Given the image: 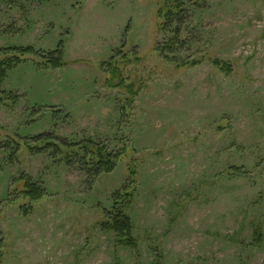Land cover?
Segmentation results:
<instances>
[{"label": "rangeland", "instance_id": "374dc122", "mask_svg": "<svg viewBox=\"0 0 264 264\" xmlns=\"http://www.w3.org/2000/svg\"><path fill=\"white\" fill-rule=\"evenodd\" d=\"M158 1L0 0L1 50L62 42L66 63L35 57L0 90V264H264V0H186L184 48L163 56ZM109 63L127 87L110 88ZM40 134L120 163L91 177L55 151L5 161V142ZM21 177L46 196L25 198ZM118 206L131 247L107 227Z\"/></svg>", "mask_w": 264, "mask_h": 264}, {"label": "trees", "instance_id": "16d2710c", "mask_svg": "<svg viewBox=\"0 0 264 264\" xmlns=\"http://www.w3.org/2000/svg\"><path fill=\"white\" fill-rule=\"evenodd\" d=\"M52 0H36L40 5L51 2ZM202 1V0H200ZM186 0H159L158 6L159 10L157 12L158 18L163 19L164 24L161 29L164 32H173L175 35L174 40L167 44L158 45L157 51L160 55H165L166 53H174L179 51V49L184 48L183 42H178L179 31L181 22L179 16L184 11ZM35 57H39L40 62H36L39 67L45 69L57 70L64 66V49L63 43L61 42L54 52L47 55H40L34 48H8L0 49V90L8 77V74L17 69L20 65L29 63L31 60H35ZM181 67H196L201 65L198 59L187 60L181 63L174 62ZM213 64L219 67L222 71L230 73L232 67L230 64L214 60ZM110 69L107 78V83L110 88H124L127 87L123 83L122 72L113 64L109 63ZM131 87V86H130ZM55 114H60L62 112L54 111ZM19 142L15 139H9L2 146L3 151L8 154L6 162L13 164L17 160L18 153L21 152L22 148L25 147L30 151L32 155L44 154L48 151H55V159H58V163L62 165L72 166L73 163L79 162L87 173L91 177H98L100 175H108L116 170L117 165L120 163V156L115 154V152L109 153L106 146H99L94 144L92 141L76 143L68 140L60 139L53 134H40L32 137L26 141ZM82 153V154H81ZM235 175H244V173L238 168H232ZM19 190L25 198H28L31 202H39L45 196V190H43L39 185L33 183L27 177H21L17 181ZM134 193V192H133ZM107 227L109 230H114L118 235L124 237L126 240L123 245L131 247L135 242L131 238V232L129 229V224L127 216L124 210H121L119 206L115 210L109 212L107 216ZM122 241V240H121ZM3 241H0V251L4 246ZM1 259V255H0ZM1 261V260H0Z\"/></svg>", "mask_w": 264, "mask_h": 264}]
</instances>
